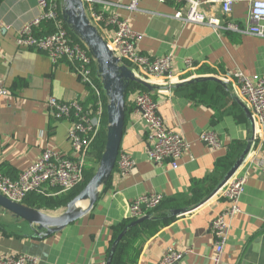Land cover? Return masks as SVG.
<instances>
[{"label":"crops","instance_id":"0c3cea01","mask_svg":"<svg viewBox=\"0 0 264 264\" xmlns=\"http://www.w3.org/2000/svg\"><path fill=\"white\" fill-rule=\"evenodd\" d=\"M38 1L0 0V87L9 91L0 97V172L13 179L28 169L46 147L71 153V121L52 117L48 99L55 96L62 101L92 103L93 97L68 59L55 61L47 52L17 46L20 29L39 14ZM106 1L114 3L112 9L138 33L143 53H172L175 84L171 90L165 78L147 77L137 67L123 64L152 86L148 90L159 103L166 127L181 133L191 148L177 169L151 161L145 125L135 104L136 93H129L120 151L135 158L133 172L121 177L115 168L94 207L49 235L36 234L28 222L9 212L12 217L3 219L0 225V254L37 255L39 264L104 260L117 235L115 226L130 218L132 201L143 194L162 193L164 199L182 195L189 205L181 207L188 211L146 238L137 259L130 264H159L168 247L192 249L179 264H214L212 221L229 205L218 187L227 173V154L239 143L244 149L250 145L238 170L246 175L247 183L240 199L241 212L231 220L219 264H264V165L251 163L254 151L264 161V124L258 122L250 105L238 94L232 79L236 70L264 78V37L177 19L175 14H185L187 6L174 0H140L135 10L129 7L132 0ZM201 1L200 12L205 17H219L223 23L232 21L243 28L248 24L251 0H235L229 15L219 4ZM36 31L46 34L47 28L42 24ZM186 59L193 61L191 68H187ZM94 70L100 78L96 60ZM203 76L218 77V88L202 85L190 96L175 91L177 84ZM207 129L219 134L223 149L213 150L199 139ZM194 201L197 203H190Z\"/></svg>","mask_w":264,"mask_h":264},{"label":"built area","instance_id":"2783aa9c","mask_svg":"<svg viewBox=\"0 0 264 264\" xmlns=\"http://www.w3.org/2000/svg\"><path fill=\"white\" fill-rule=\"evenodd\" d=\"M91 21L102 31L113 54L120 63L137 67L147 77H161L168 82V90L175 84L173 74V55L168 53L153 56L143 53L139 48V35L132 29L129 21L122 18L112 7L114 3L106 0H83ZM140 0H132L130 9L135 10ZM166 1V0H160ZM184 3L187 12L178 11L177 19L186 22L208 24L215 29L235 30L264 37V0H251L249 21L245 28L238 23L222 22L219 17H205L200 12L201 0H174ZM235 0H209L220 5L222 11L229 15ZM98 2L103 3L102 6ZM39 14L20 29L16 44L18 47H32L47 52L53 60L68 59L84 82L96 90V101L85 103L79 99L62 101L55 96L48 99V113L56 119L71 121L68 139L71 153L62 154L52 147H46L32 165L16 179L0 172V193L15 202L23 203L31 192H43L45 187H58L69 191L81 184L85 177V166L91 145L102 129L106 107L96 86L94 70L95 58L82 41L71 35L63 16L60 0H39ZM44 22L53 23L55 30L47 35H37L36 29ZM187 68L193 66L191 59H186ZM95 74V75H94ZM238 94L252 108L260 124H264V78L248 75L236 70L232 76ZM102 83V82H101ZM103 93V86L100 87ZM8 89L0 87V97L7 95ZM106 94V93H105ZM103 96V95H102ZM135 104L145 125V134L149 143L148 158L158 165L168 164L173 169L179 167L180 159L189 152L191 143L177 131L166 127L160 113L159 103L148 92H137ZM107 106V105H106ZM104 116V118H103ZM199 139L213 150H221L224 145L219 134L213 129L200 133ZM252 154V164L264 165L257 153ZM245 161V160H244ZM243 161V162H244ZM243 164V163H242ZM136 166L135 158L126 151H120L116 170L121 177L130 175ZM240 168V167H239ZM239 170V169H238ZM237 172L219 189L222 197L229 203L212 221L215 237L214 264L221 262L224 248L229 236L231 220L241 212L240 199L245 191L247 177ZM164 200L162 193H147L136 197L130 204V218L150 215ZM192 249L180 251L168 247L159 264H179L186 253ZM37 255L27 253H1L0 264H39ZM87 264H107L104 260H90Z\"/></svg>","mask_w":264,"mask_h":264},{"label":"water","instance_id":"95a60500","mask_svg":"<svg viewBox=\"0 0 264 264\" xmlns=\"http://www.w3.org/2000/svg\"><path fill=\"white\" fill-rule=\"evenodd\" d=\"M63 18L69 29L88 47L89 51L97 61L98 73L101 78L103 89L109 99L107 104V141L106 147L100 159L99 167L87 185L76 197L67 204L68 211L61 217L44 214L45 211L33 208L24 203L15 202L0 193V207L12 213L16 217L23 219L32 225H37L34 231L36 234L49 235L56 232L69 223L79 219L94 207L97 203L102 187L111 177L118 155L121 149V142L125 127V105L126 91L131 81H139L145 87L152 88L147 82L139 80L127 65L120 63L119 59L109 48L107 41L91 21L86 12L83 0H60ZM217 81L221 80L216 76L197 77L187 81ZM182 83L177 84V86ZM250 150V145L244 150L232 168L226 173L218 189L232 177L242 165L246 155ZM88 199V203L81 205L82 200ZM188 211L187 208L176 209L173 214H180ZM149 215L140 217L130 223L134 226ZM124 231L117 237L111 249L107 264H111V258L115 245L123 236Z\"/></svg>","mask_w":264,"mask_h":264},{"label":"trees","instance_id":"16d2710c","mask_svg":"<svg viewBox=\"0 0 264 264\" xmlns=\"http://www.w3.org/2000/svg\"><path fill=\"white\" fill-rule=\"evenodd\" d=\"M63 16V15H62ZM47 28L46 34H40L36 31L37 35H47L52 33L55 30V27L53 23L51 22H44L42 23ZM71 31V30H70ZM71 35L73 38L77 41L80 39L71 31ZM81 41V40H80ZM97 82L100 83V87H102V83L100 81L99 77L95 78ZM202 85H209L213 88H218V83L215 81H194L192 83H183L180 86H175V91L181 94L189 95V93H193L195 89L200 90V86ZM135 91L137 92H148L147 87L135 82L131 81L127 91L126 95L128 96L129 93ZM196 91V90H195ZM104 92V91H103ZM92 93V92H91ZM104 96H106L105 93H103ZM151 94V93H150ZM190 96V95H189ZM96 101V97H92V102ZM125 111V115H126ZM107 127H108V116H107V110L105 113L104 118V125L93 141L90 152H95L98 154V158L101 159L102 154L106 147V141H107ZM243 145L236 143L233 147H231V150L227 154L228 156V165H227V172L232 168V166L235 164V162L239 159V157L244 152ZM116 168V166H115ZM226 175V174H225ZM86 180L73 188L72 190H69L65 193H62L57 196H47L36 192H31L27 195L26 199L24 200V204L36 208L46 207V208H57L60 206H64L67 203H69L71 200H73L76 195H78L82 189L87 185L89 179L92 178V170H86L85 172ZM225 176H223L221 179L223 180ZM52 189H56L58 191V187H51ZM182 199V195H176L172 198H166L162 201V203L153 211L150 212V215L147 219L144 221L134 225L129 226L131 222L136 220V218H128L123 220L121 223L115 226V229L117 230V235L113 239V243L109 249L108 255L113 248V244L117 237L124 231L123 236L120 238V240L117 242L114 248V252L111 258V264H130L131 262L135 261L138 257V254L140 252V248L145 241L146 238L149 236L155 234L162 226L168 224L169 222L176 219L180 214H173V211L176 209H183L181 206L184 204L189 205V203H184ZM190 202V203H195ZM197 203V202H196ZM185 208V207H184ZM188 209V208H187ZM1 227V226H0ZM108 259V256L106 258V261Z\"/></svg>","mask_w":264,"mask_h":264},{"label":"rangeland","instance_id":"374dc122","mask_svg":"<svg viewBox=\"0 0 264 264\" xmlns=\"http://www.w3.org/2000/svg\"><path fill=\"white\" fill-rule=\"evenodd\" d=\"M95 75V74H94ZM98 77V76H97ZM96 86H97V89H98V91H99V93H100V95H101V98H102V100H103V102H104V107H106V109H107V104H108V102H109V99H108V97H107V95L106 96H104V94H103V91L100 89V83L99 82H97V80H96ZM90 89H91V91H92V94H93V97H96L95 95H96V90L94 89L93 90V88H91L90 87ZM103 95V96H102ZM92 103H94V102H92ZM103 118H104V116H103ZM104 125V122L102 123V126ZM89 156H88V161H87V163H86V166H85V172H86V170H92V175H94L95 173H96V171H97V169H98V167H99V164H100V159L98 158V154L97 153H95V152H89V154H88ZM93 177V176H92ZM86 180V176L84 177V181ZM90 180V179H89ZM83 181V182H84ZM82 182V183H83ZM89 182V181H88ZM65 192H67V191H62L61 189H58V191L56 190V189H52L51 187H45L44 188V191L43 192H37L36 191V193H40V194H43V195H47V196H57V195H60V194H62V193H65ZM68 204V203H67ZM67 204L66 205H64V206H60V207H57V208H46V207H41V208H37V209H40V210H43V211H45L46 213H49V214H56L57 212H59V211H65V209H66V207H67ZM33 208H36V207H33ZM10 215H12V214H10L8 211H6L5 209H3L2 207H0V225H2V221H3V219H5V218H7V217H12V216H10ZM13 217H14V215H13ZM15 218L16 219H20V218H18V217H16L15 216ZM32 227H34V229H36V227H37V225H32V224H30ZM8 228H10V226H8Z\"/></svg>","mask_w":264,"mask_h":264},{"label":"bare ground","instance_id":"6f19581e","mask_svg":"<svg viewBox=\"0 0 264 264\" xmlns=\"http://www.w3.org/2000/svg\"><path fill=\"white\" fill-rule=\"evenodd\" d=\"M87 203H88V199L86 198V199L82 200L81 205L84 206V205L87 204ZM67 211H68V208L66 207L65 211H64L63 213H61L60 215L49 214V213H46V212H44V214H46V215H51V216H58V217H61V216H63Z\"/></svg>","mask_w":264,"mask_h":264}]
</instances>
